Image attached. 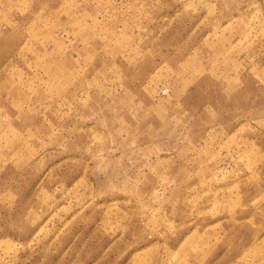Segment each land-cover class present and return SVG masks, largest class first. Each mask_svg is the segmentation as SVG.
<instances>
[{
  "label": "rangeland",
  "instance_id": "rangeland-1",
  "mask_svg": "<svg viewBox=\"0 0 264 264\" xmlns=\"http://www.w3.org/2000/svg\"><path fill=\"white\" fill-rule=\"evenodd\" d=\"M0 264H264V0H0Z\"/></svg>",
  "mask_w": 264,
  "mask_h": 264
}]
</instances>
